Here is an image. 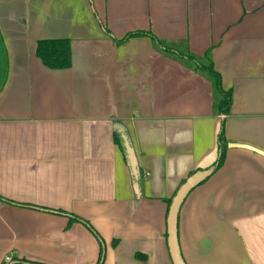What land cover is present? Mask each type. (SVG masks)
<instances>
[{
	"label": "crops",
	"instance_id": "obj_1",
	"mask_svg": "<svg viewBox=\"0 0 264 264\" xmlns=\"http://www.w3.org/2000/svg\"><path fill=\"white\" fill-rule=\"evenodd\" d=\"M6 2L33 10L15 13L22 25L7 32L1 22L12 16H0L9 60L0 88V264H97L103 252L102 264H173L167 200L216 160L221 117L206 75L149 36L116 43L134 31L200 56L211 50L233 93L226 161L180 210L183 258L264 264V155L229 147L264 151V0ZM46 7L59 9L54 19L71 7L78 21L57 29ZM54 38L71 40L68 69L36 54L38 40ZM121 126L138 158V194Z\"/></svg>",
	"mask_w": 264,
	"mask_h": 264
},
{
	"label": "trees",
	"instance_id": "obj_2",
	"mask_svg": "<svg viewBox=\"0 0 264 264\" xmlns=\"http://www.w3.org/2000/svg\"><path fill=\"white\" fill-rule=\"evenodd\" d=\"M149 36L155 43V45L164 53L169 56H173L181 60L186 66L193 68L194 70L206 75L212 83L214 91V109L215 113L221 117V124L217 136V158L209 167L198 168L191 172L187 178L193 175L195 172L202 169H214L213 173L218 171L226 161V155L228 150V141L226 138V116L229 114L232 102L233 93L231 90H225L222 84V76L214 68L211 50L207 51L204 55H196L191 53L185 46L179 48L176 45L165 43L160 40L150 31H134L126 34L122 39L116 40L118 45L126 42L130 38ZM36 54L41 59L42 63L54 70L68 69L72 66V52H71V40L69 38H54V39H40L37 41ZM9 69L8 51L5 45L4 37L0 31V88L3 87L6 82ZM118 143L123 152L124 146L121 138H118ZM182 184L186 181V179ZM173 197L167 200L168 207L171 205ZM76 219L75 216H71L70 226ZM117 245V240L114 242ZM104 259V252L97 264H102Z\"/></svg>",
	"mask_w": 264,
	"mask_h": 264
},
{
	"label": "water",
	"instance_id": "obj_3",
	"mask_svg": "<svg viewBox=\"0 0 264 264\" xmlns=\"http://www.w3.org/2000/svg\"><path fill=\"white\" fill-rule=\"evenodd\" d=\"M119 131L121 134L128 166L133 178L134 190L138 194L140 193L141 186L138 158L126 128L121 126L119 128ZM229 147H242L264 155V151H261L248 144H229ZM213 171L214 169H202L189 176L186 181L179 187L177 193L173 197L171 205L169 206L167 216V232L168 245L173 264H187L181 253L178 236V223L181 207L192 190L203 183L209 176H211L213 174Z\"/></svg>",
	"mask_w": 264,
	"mask_h": 264
},
{
	"label": "rangeland",
	"instance_id": "obj_4",
	"mask_svg": "<svg viewBox=\"0 0 264 264\" xmlns=\"http://www.w3.org/2000/svg\"><path fill=\"white\" fill-rule=\"evenodd\" d=\"M19 4H21V6L19 8H17L16 6L14 7L12 4H10L9 2H6V4H0V16L3 14L11 15L12 18H9L5 21H2V27H4V30L7 32V30L9 29H14L18 26L22 25V20L19 19L17 17V14L15 13H23L25 11L27 12H32L33 8H31V6L28 4L26 5L25 2H19ZM54 4H52L53 6ZM34 6V4H33ZM47 8V7H46ZM48 9V8H47ZM48 13L45 11V14L48 16V22L57 25V29L61 28V27H69L72 26L73 23H76L78 20L76 18H71L70 15L74 12V9L71 7H68L67 10H65V12H63V19H54V15L59 13V9L57 7H55L54 9H48ZM37 12V11H35ZM34 13V12H33ZM83 14V12H80ZM17 17V18H16ZM51 17L53 19H51ZM82 21V19H81ZM10 32L12 34H14L13 30H10ZM50 37H54V36H50ZM13 53V52H12Z\"/></svg>",
	"mask_w": 264,
	"mask_h": 264
},
{
	"label": "built area",
	"instance_id": "obj_5",
	"mask_svg": "<svg viewBox=\"0 0 264 264\" xmlns=\"http://www.w3.org/2000/svg\"><path fill=\"white\" fill-rule=\"evenodd\" d=\"M11 259H12V258L8 256V257L6 258V261H7V262H10Z\"/></svg>",
	"mask_w": 264,
	"mask_h": 264
}]
</instances>
